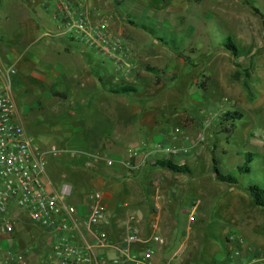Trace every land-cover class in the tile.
<instances>
[{
	"label": "rangeland",
	"instance_id": "obj_1",
	"mask_svg": "<svg viewBox=\"0 0 264 264\" xmlns=\"http://www.w3.org/2000/svg\"><path fill=\"white\" fill-rule=\"evenodd\" d=\"M12 1L3 0L0 13H6V8ZM113 2L115 12L123 16L127 25L147 26L148 28L139 25L138 28L148 32L149 37L144 39L143 35H132L136 45L139 44L137 52V48H129L127 41L120 36L123 45L134 54V68L128 75V80L125 79L127 68H121L97 50L88 48L86 55L92 63L91 68L100 72V78L107 87L118 86L122 81L148 82L143 85L145 88L140 99L159 101L161 103L158 105L166 104L167 109L170 108L177 115L180 113V122L184 123L180 125L186 130L190 128L192 132L188 142L210 121L211 127L205 131V141L194 146L201 154V163L195 169H203L205 172L210 166L214 167L213 160H216V166L222 175H231L237 179V184L229 186L242 195L232 198L233 195L228 193L225 199H209L203 204L202 211H197V221H191L186 215H178L177 224L173 228L174 236L177 239L190 237L191 245L196 244L187 252L189 258L209 261L212 260L213 253L218 252L216 259H222L229 253V247H233V242L239 244L240 241L252 245L257 257H264V208L256 206L246 191L249 185L264 187V32L261 17L264 14V0ZM136 9L139 15H145L134 14ZM116 13L115 17L118 16ZM49 18L53 20L51 12ZM227 38H230L237 49L236 55L225 47L228 44ZM153 39L160 41L155 43ZM149 45L154 46L151 52L146 48ZM73 55L76 58L79 53L75 52ZM72 58L69 56L64 60L66 63L77 64L76 59ZM245 71L250 72L247 79L249 92L244 90L241 83L245 78ZM234 72L240 73L242 80L236 81L232 76ZM115 75L120 76L122 81H115ZM12 93L21 117L27 118L24 125L28 133L44 149H55L60 153L57 157H48V167L51 163L70 165L73 158L93 163L94 156L100 155L96 151L101 148V137L108 123L112 124L111 119L107 122L108 118L102 119L98 114L92 113L91 109L85 112L90 120L83 122L82 119H77V124L74 123L71 129L65 130L56 127L49 118L59 112L62 114L61 111L46 113L41 111L43 108L46 110L45 106L34 105L38 94L44 100L45 96L40 91L28 90L20 81L18 85H13ZM112 101L111 96L101 97L98 104L105 106L107 110L115 108L117 115L119 113L116 119L120 122L124 119L125 112L112 106ZM222 110L228 114L236 113L240 117L225 121L223 115L220 116ZM167 126L176 134L181 133V129L173 121ZM175 144L173 146L179 148ZM153 148L154 145L149 144L146 151H152ZM249 158L250 161L244 164ZM99 164L106 165L105 160ZM244 165L250 168V172L241 174L238 168ZM55 173L51 171V175L55 176ZM60 182L69 185L66 173L60 177ZM215 182L228 185L220 180L213 181L205 175L202 178L204 186ZM86 191L91 195L100 190L93 185L86 187ZM190 197L191 194L183 192L182 198L186 199L187 205L178 203L177 207L188 210ZM74 198L75 194H72L65 202L71 205ZM188 220L193 222L191 232L187 233L188 237L187 234L182 236ZM230 235L234 240L227 245L226 239Z\"/></svg>",
	"mask_w": 264,
	"mask_h": 264
},
{
	"label": "crops",
	"instance_id": "obj_2",
	"mask_svg": "<svg viewBox=\"0 0 264 264\" xmlns=\"http://www.w3.org/2000/svg\"><path fill=\"white\" fill-rule=\"evenodd\" d=\"M61 1L64 0H13L6 8V13H0V65L4 67L13 65L16 68L15 85L22 81L28 90L40 91L41 95L45 96L42 100L38 94L34 103L35 106L46 107V110L43 108L41 111L62 112L49 117L56 127L68 130L74 123L77 124V119H82L83 122L90 120L85 112L91 109L92 113L98 114L102 119L108 118L107 122L111 119L113 122L106 126V131L99 143L101 148L96 151V154L111 159L113 165L97 164L87 167L86 163L73 158L70 160V165L49 164L47 179L59 187L62 184L60 177L64 176V173L67 174L72 188L70 197L75 194V200L70 206L82 216L87 215L91 203V195L86 191V187L94 185L100 190L108 209V225L104 229L113 242L120 240L123 235V225L127 221H132L138 227L140 236L145 240H149L154 235L163 238L165 242L163 245L152 242L149 244L155 250L152 264H232L230 257L234 251L241 248V245L233 242L232 235L226 239L227 245L233 242V247H229L228 254L217 260L216 256L219 253L214 252L212 260L203 261L187 257V252L189 253L196 244L191 245L190 237L177 239L173 234V228L177 224L178 215H186L189 219L195 211L194 221H197L199 219L197 211L199 209L202 211L203 204L211 198L212 201L216 197L225 199L228 193L233 195L232 198L242 195L236 193L238 190L229 186L230 184L217 182L209 186L202 184L204 175L213 181L218 180L216 173L212 170L213 167L210 166L205 172L203 169L202 171L195 169L201 163V154L194 147L189 149L187 139L191 137L192 132L190 128L186 130L180 125L184 123L180 122L179 112L177 115L170 108L167 109L166 104L158 105L161 103L159 101L140 99V94L145 88L143 85H147L148 82L135 80L129 83L121 79L120 85L107 87L100 78V72L91 68L92 63L88 61L86 55L87 48L65 36H54L57 32V23L49 18V14L51 12L52 15L53 7ZM68 1L82 3L90 13L92 21L107 19L114 34L124 37L129 48H137V52L140 49L139 44L136 45L131 38L132 35H143L144 39H147L148 32L146 33L138 26L148 27L143 24H137V27L127 25L123 16L115 12L113 0ZM2 8L3 0H1L0 11ZM134 14L139 15L138 9ZM47 33L50 36H47ZM153 40L155 43L160 41ZM149 47L146 48L151 52L154 46L149 45ZM75 52L79 53L76 58L73 55ZM69 56L76 59L77 64L66 63L64 59ZM122 84L135 86L136 92L129 94L111 92ZM45 89H47L46 92ZM11 96L19 119L25 127L24 121L27 118L21 117L13 93ZM107 96L113 98L112 106L124 110L125 116L122 121L119 122L116 119L119 113L117 115L115 108H108V111L105 106L98 104L101 97ZM172 121L181 129V133L176 134L174 130L168 129L167 125ZM156 143L172 145L176 143L175 145L179 148H187V152H181L172 157L163 155L160 157L159 154L158 157H154V160L160 157L174 166L184 167L187 172L175 173L151 163L140 170L129 169V155L132 149L141 144L155 146ZM51 171L56 172V175H51ZM183 192L191 194L188 210L182 209L181 206L177 207L178 203L187 205L186 199L182 198ZM225 214L228 218V210ZM187 223L182 236L191 232L193 222L188 220ZM185 238L186 240L183 241L182 239ZM242 242L244 244L242 247L244 250L241 249L244 255L242 260L248 261L253 256L257 257L253 246ZM144 247L143 244H136L134 250L141 251Z\"/></svg>",
	"mask_w": 264,
	"mask_h": 264
},
{
	"label": "built area",
	"instance_id": "obj_3",
	"mask_svg": "<svg viewBox=\"0 0 264 264\" xmlns=\"http://www.w3.org/2000/svg\"><path fill=\"white\" fill-rule=\"evenodd\" d=\"M52 15L57 23L54 36H65L84 48L97 50L121 68L124 66L128 80L134 68L132 53L114 34L107 19L92 21L82 3L68 0L57 2ZM16 73L13 65H0V264H152L155 250L149 244L163 245V238L154 235L145 240L138 227L127 221L120 240L113 242L104 229L108 225V209L101 191L91 194L89 211L82 216L65 202L71 195V186L56 187L47 179L48 157L60 153L44 149L21 123L11 96ZM114 79L121 78L115 75ZM225 113L222 110L220 116ZM210 127L211 122L207 121L189 141V149L205 141V131ZM146 147L141 144L130 151L129 169L140 170L150 163L155 165L163 159L162 155L172 157L188 150L163 143H156L149 152ZM158 154L160 157L154 160ZM103 157L95 155L93 163L86 166L103 160L107 166L113 165L111 159ZM190 220H195V211ZM136 244L145 247L136 251ZM239 245L241 248L230 257L232 264H264V257L243 261L244 244L240 241Z\"/></svg>",
	"mask_w": 264,
	"mask_h": 264
},
{
	"label": "trees",
	"instance_id": "obj_4",
	"mask_svg": "<svg viewBox=\"0 0 264 264\" xmlns=\"http://www.w3.org/2000/svg\"><path fill=\"white\" fill-rule=\"evenodd\" d=\"M254 11L256 13H258V10L257 9H254ZM262 17V26H263V32H264V14L261 15ZM226 42L228 44L225 45V47L232 51L234 55H236V48L235 46L230 42V38H227ZM233 78L236 80V81H240L241 80V74L238 73V72H234L233 73ZM250 77V72L249 71H245V78L241 81L242 83V86L244 88V90L246 92H249V83L247 81V79ZM111 92L113 93H116V94H129V93H135L136 92V88L135 86L133 85H130V84H122L121 86L115 88V89H112ZM240 115H237L236 113H225L223 115V120L227 121V120H235L237 118H239ZM250 161V158L246 160V162L244 164H247L248 162ZM213 164H214V172L216 173V176L218 178V180L222 181V182H225L227 184H230V185H233V184H237V179L234 177V176H231V175H222L217 166H216V160H213ZM156 166H160V167H163V168H166L172 172H175V173H186L187 172V169L184 168V167H177V166H174L173 164H171L169 161H166L164 159L162 160H159L155 163ZM238 172L241 173V174H244V173H249L250 172V168L248 166H243V167H239L238 168ZM246 191L249 193V196L252 200V202L258 206V207H261V208H264V187H261L259 185H249L246 189Z\"/></svg>",
	"mask_w": 264,
	"mask_h": 264
}]
</instances>
